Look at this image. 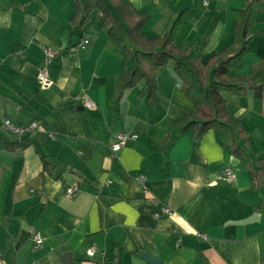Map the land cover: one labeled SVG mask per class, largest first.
<instances>
[{
	"label": "crops",
	"instance_id": "1",
	"mask_svg": "<svg viewBox=\"0 0 264 264\" xmlns=\"http://www.w3.org/2000/svg\"><path fill=\"white\" fill-rule=\"evenodd\" d=\"M127 1L150 15L142 32L153 38L186 9L174 43L202 62L230 43L235 11L251 4L250 52L232 72L264 70V0ZM73 2L0 0V124H38L22 149L0 150L2 264H152L143 254L157 264H264V172L254 187L248 166L264 167V90L225 94L236 125L194 145L191 130L171 128L191 109L173 63L156 72V104L139 94L141 84L117 102L124 54L98 9L81 26L70 23ZM45 48L56 51L48 65ZM43 69L48 83L40 87ZM78 95L94 107L73 101ZM122 131L138 137L113 156ZM0 135L14 140L1 126ZM232 135L244 157L230 152ZM71 185L78 191L69 198ZM161 206L170 213L156 216Z\"/></svg>",
	"mask_w": 264,
	"mask_h": 264
},
{
	"label": "trees",
	"instance_id": "2",
	"mask_svg": "<svg viewBox=\"0 0 264 264\" xmlns=\"http://www.w3.org/2000/svg\"><path fill=\"white\" fill-rule=\"evenodd\" d=\"M255 1L261 0H252ZM72 8L73 14L69 21L75 26L84 24L90 12L98 9L101 12L102 28L106 30L107 37L113 40L124 54L123 66L116 86L117 102L122 98L125 89L141 84L139 94L146 97L151 105L156 104L159 100L156 72L160 67L173 63V72L180 80L181 89L190 102L191 109L172 124L171 128L191 130L194 145L202 134L210 130H231L236 125L237 121L228 109L225 94L239 96L250 87L258 93L264 90L263 69H257L249 76L232 72V69L250 52L248 47L250 38L247 37V32L255 15L251 4L235 11L230 43L206 62L190 57L188 49H183L174 43L175 34L186 9L178 14L162 36L153 38L142 32L143 25L149 20L150 15L135 12L127 0H94V2L74 0ZM26 139L27 137L24 136L9 140L0 135V150L15 152L27 145ZM230 152L237 157L245 156L233 135ZM248 166L252 173L253 186L257 187L260 185L264 167L254 169L251 163Z\"/></svg>",
	"mask_w": 264,
	"mask_h": 264
},
{
	"label": "built area",
	"instance_id": "3",
	"mask_svg": "<svg viewBox=\"0 0 264 264\" xmlns=\"http://www.w3.org/2000/svg\"><path fill=\"white\" fill-rule=\"evenodd\" d=\"M204 5H207L209 1L211 0H200ZM87 42V40H81L78 44V46L83 47L84 44ZM45 53V59L44 63L45 65H48L50 62V59L56 55V51L52 49L45 48L44 49ZM20 56L21 53L18 52ZM37 82L40 85V87H44L48 81H47V72L46 69H43L38 75H37ZM72 100L77 102L81 101L82 105L86 108H92L94 107V103L90 101L86 96L84 95H78V96H73ZM2 130L6 134V136L10 139H16L20 138L22 136H29L35 131L38 130V124L37 123H30L29 125H16L13 122H11L9 119H3L1 124H0ZM138 137L136 133L129 132V131H122L119 132L115 135L114 141L110 145V151L113 156H117L118 152L127 144L128 141L134 140ZM224 175L228 178L229 181L234 180V173L230 168H225L224 169ZM141 177V176H140ZM78 191V186L77 185H71L68 186L65 190V195L66 197L72 198L76 195ZM170 213V209L166 206H161L157 207L155 210V215L156 216H165ZM32 240L34 242V245L38 247L41 245L43 241V236L35 231L31 235ZM94 247L88 248L87 249V254L91 255L93 253ZM0 264H2V261L0 259Z\"/></svg>",
	"mask_w": 264,
	"mask_h": 264
},
{
	"label": "water",
	"instance_id": "4",
	"mask_svg": "<svg viewBox=\"0 0 264 264\" xmlns=\"http://www.w3.org/2000/svg\"><path fill=\"white\" fill-rule=\"evenodd\" d=\"M256 219H258V215L257 214H253L251 217L244 219V220H240L237 221L238 224H245V223H249L252 221H255ZM143 257H145L147 260H149L150 262H152V264H157V259L152 258L148 255L143 254Z\"/></svg>",
	"mask_w": 264,
	"mask_h": 264
}]
</instances>
